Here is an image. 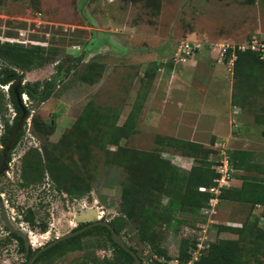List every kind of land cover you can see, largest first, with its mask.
<instances>
[{
	"label": "rangeland",
	"instance_id": "rangeland-1",
	"mask_svg": "<svg viewBox=\"0 0 264 264\" xmlns=\"http://www.w3.org/2000/svg\"><path fill=\"white\" fill-rule=\"evenodd\" d=\"M253 39L264 44V0H3L1 41L54 47L59 55L57 62L26 72L19 85L40 82L41 92L48 81L52 94L45 101L23 94L31 111L24 135L10 162L0 164V197L7 217L26 236L25 252L19 251L16 239L2 243L11 231L0 208V264L27 261L54 238L80 228L78 216L90 208L98 210L102 220L123 221L120 202L127 171L114 159L127 150L168 159L181 173L199 164L203 153L187 155L186 147L170 145L172 139L204 144L212 149L210 159L215 162L223 152L246 149L254 153L255 162L264 164V65L260 92L239 107L233 105L235 55L220 58L229 46L247 45ZM183 41L197 48L184 62L175 56ZM212 63L220 64L215 82ZM2 88L7 94L8 87ZM4 102L5 116L13 121L16 113L8 95ZM87 108L89 115L82 120ZM136 108L135 132L119 145L111 144L113 124L123 125ZM40 122H51V133L39 131ZM4 149L0 142V153ZM46 151L89 182L91 192L72 199L49 173L25 184L23 165L28 157L39 152L45 166ZM234 170L229 186H239L244 175H262ZM171 186V216L178 221L169 226L162 220L157 223L153 243L139 239L137 225L143 217L127 221L121 229L143 264L155 259L180 264L181 244L192 252L188 264H193L211 242L238 238L223 226L241 228L247 221L264 229V206L251 210L246 203L219 200L210 209H181V192ZM163 193L155 191L145 201L150 210L160 211L168 204L170 196ZM30 211L34 225L24 219ZM254 239L248 232L245 245ZM104 240V234L92 232L82 238V249L53 253L37 264H104L116 255L111 242ZM156 248L163 249L164 257L156 255ZM251 259L264 264L263 253Z\"/></svg>",
	"mask_w": 264,
	"mask_h": 264
},
{
	"label": "trees",
	"instance_id": "trees-1",
	"mask_svg": "<svg viewBox=\"0 0 264 264\" xmlns=\"http://www.w3.org/2000/svg\"><path fill=\"white\" fill-rule=\"evenodd\" d=\"M2 2L3 0H0V4ZM226 54L229 56L235 55L234 83L236 90L233 93V105L243 107L260 92L263 73L261 65H264V59L260 57L259 52L252 49L242 50L239 46L235 48L229 46ZM58 55L59 51L54 47L47 48L41 44L26 45L21 42L0 40V119L3 121L0 142L5 147L4 153L7 146L12 142L5 157L7 163L11 160L12 150L24 135V122L31 113L23 102V94L28 95L33 100L41 101L47 100L52 94L51 83L48 81L43 85L44 89L41 92L40 82H26L25 87L19 85L25 80L26 72L41 68L48 62H57L56 57ZM57 67L62 68V65L58 63ZM70 71L71 68H67L66 74H69ZM92 75L90 73V77ZM6 86L8 87L7 94L2 90V87ZM7 95L16 113L13 121H10L5 116L7 108L4 99ZM90 110L87 108L82 116V120L87 119ZM138 111L139 108L134 109L123 125L113 124L114 129L109 139L111 144L119 145L122 138H128L135 132ZM51 125V122L49 124L36 123L37 129L46 134L51 133ZM170 145L174 147H186L190 151L187 155L193 157H197L196 154L202 152L203 159L186 173H181L176 166L171 165L168 159L145 151L127 150L117 155L114 159L115 163L122 165L127 171L120 202V213L122 214L123 221L111 223L116 232L120 233L127 221L143 217L140 224L137 225L139 239L153 243L156 236L157 223H160L162 220L164 221L163 225L169 226L174 223L173 221H178L171 216L174 210V201L169 194L171 187H173L171 185H175L181 192L179 204L181 209H185L186 207L193 210L210 209L212 207L211 200L215 198L217 201L229 200L246 203L251 206V210L256 206H264V164L255 162L254 153L251 150L233 149L227 151L226 155L233 170L257 171L262 175H244L240 179L241 184L239 186L224 185L220 187L219 194H216L210 191V189L212 187H219L217 180L220 179L221 174L218 172L217 167L221 164V159L224 158V155L221 153L219 160L215 162L210 159L212 149L206 147L204 144L190 140L181 141L172 139ZM4 153H0V164L3 163ZM50 153L46 151L45 158L47 163L45 166H42L43 160L39 152L28 157V160L23 165L25 184L39 181L44 173H49L58 187L66 189L67 194L72 199L82 198L91 192V184L89 182H86L79 174H75L74 176L72 172L68 171L67 165L56 154ZM200 187H206L207 190L201 191ZM155 191H165L163 195L170 196V201L168 204L163 205L160 211L158 209L150 210L145 203ZM24 219L33 225L35 224L32 211L26 214ZM81 227L83 226L81 225ZM46 228L47 225L43 224L42 230ZM223 229H230L238 235V238L219 239L211 242L207 250L200 257L193 260V264H253L251 258L258 259V252L264 254L263 228L244 221L241 228L223 226ZM92 232L104 234L107 240H104V243L111 242L114 246L113 249L116 251L115 257L106 259L104 264H126L127 262L135 264L131 254L114 242L110 229L102 225L94 226L77 236L55 244L44 251L34 264H37L43 257L52 255L53 253L64 254L67 251L82 249V238ZM248 232L252 233L256 238L250 243V246L244 243ZM12 239H16L19 242V251L25 252L24 239L16 233L10 232L9 236L2 243H6ZM181 246L182 250L178 261L180 264H188L192 260V252H187L184 244H181ZM130 248L137 253V250L133 246H130ZM32 253L34 254L35 252ZM156 255L164 257L163 249L156 248ZM28 260L22 264H27ZM153 264L169 263L155 259L153 260Z\"/></svg>",
	"mask_w": 264,
	"mask_h": 264
},
{
	"label": "water",
	"instance_id": "water-1",
	"mask_svg": "<svg viewBox=\"0 0 264 264\" xmlns=\"http://www.w3.org/2000/svg\"><path fill=\"white\" fill-rule=\"evenodd\" d=\"M15 135H16V133H15ZM11 143L12 142H10V144L6 148V152L4 153V159L6 157L7 151L10 149ZM4 165H5V161H4ZM0 171H2V170H0ZM0 208L2 210V216H3L4 222H5L6 226L10 229V231L13 232V233L18 234L23 239L26 238V236H25V234L23 232H21L19 230H16L15 228L12 227V225H11V223H10L8 217H7V214H6V211H5V207H4V203H3V200H2L1 197H0ZM81 214L78 216L79 218L81 217ZM79 222H82V223H87L88 222V224H86L85 226H83L81 228H76L75 230H73L71 232H68V233H66V234H64L62 236L54 238L48 244H46V245L42 246L41 248H39L38 250H36L35 253L29 258L27 264H34V262L38 259V257L44 251L48 250L49 248H51L55 244H57V243H59V242H61L63 240L69 239L71 237L77 236V235L85 232L86 230H88V229H90V228H92L94 226H98V225L106 226V227H108L110 229L111 235H112V238H113L114 242L117 243L124 250H126L128 253L131 254V256L134 258V263L135 264H143V262H142L141 258L139 257V255L133 249L130 248V246L126 243V241L123 238V236L120 233L115 231L114 227L112 226V224L110 222H108L106 220H102V219L91 220V219L84 218V217H82Z\"/></svg>",
	"mask_w": 264,
	"mask_h": 264
},
{
	"label": "built area",
	"instance_id": "built-area-1",
	"mask_svg": "<svg viewBox=\"0 0 264 264\" xmlns=\"http://www.w3.org/2000/svg\"><path fill=\"white\" fill-rule=\"evenodd\" d=\"M198 47V46H197ZM240 49L242 50H246V49H252L255 50L257 52L260 53V57L262 59H264V44L262 42H259V40L257 39H253L250 42L247 43V45H241L239 46ZM196 45H194L193 42L191 41H183L180 44H178L177 48H176V52H175V56H177L178 58H180V61L184 62L189 60V57L191 58V56L193 55V53L196 51ZM226 50H224V53H221L220 58H224ZM224 158L221 159V164L218 165L217 170L218 172L221 174L220 179H218L217 181L219 182V187H212L210 189V191L215 192L216 194H219L220 192V187L227 185L229 186V180L231 179V175L233 172V168L231 167L228 157L225 154V152H223ZM201 191H206L207 188L206 187H200ZM217 199H212L211 200V205L215 206L217 204Z\"/></svg>",
	"mask_w": 264,
	"mask_h": 264
},
{
	"label": "bare ground",
	"instance_id": "bare-ground-1",
	"mask_svg": "<svg viewBox=\"0 0 264 264\" xmlns=\"http://www.w3.org/2000/svg\"><path fill=\"white\" fill-rule=\"evenodd\" d=\"M84 217V218H88V219H91V220H99L101 218V215L99 213L98 210L94 209V208H90L88 209L87 211H85L83 213V215H81L80 218H78V220L80 221V219Z\"/></svg>",
	"mask_w": 264,
	"mask_h": 264
},
{
	"label": "crops",
	"instance_id": "crops-1",
	"mask_svg": "<svg viewBox=\"0 0 264 264\" xmlns=\"http://www.w3.org/2000/svg\"><path fill=\"white\" fill-rule=\"evenodd\" d=\"M212 66H211V68L213 69V71H214V74H213V77H214V82L216 81L215 80V76L217 75L216 73H217V70L220 68V64L219 63H212L211 64ZM185 107V106H184ZM241 181V180H240Z\"/></svg>",
	"mask_w": 264,
	"mask_h": 264
},
{
	"label": "flooded vegetation",
	"instance_id": "flooded-vegetation-1",
	"mask_svg": "<svg viewBox=\"0 0 264 264\" xmlns=\"http://www.w3.org/2000/svg\"><path fill=\"white\" fill-rule=\"evenodd\" d=\"M2 146H3V145H2ZM4 161H5V165L7 164L6 160L4 159V160H3V163H2L1 165H4ZM5 165H4V166H5ZM86 224H88V222H87V223H82V226H85Z\"/></svg>",
	"mask_w": 264,
	"mask_h": 264
}]
</instances>
